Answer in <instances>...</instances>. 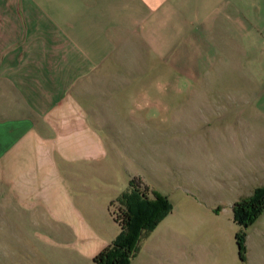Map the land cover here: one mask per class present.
<instances>
[{"label": "crops", "instance_id": "obj_1", "mask_svg": "<svg viewBox=\"0 0 264 264\" xmlns=\"http://www.w3.org/2000/svg\"><path fill=\"white\" fill-rule=\"evenodd\" d=\"M161 107L200 113L235 192L264 185V0H0L4 223L107 245L93 194Z\"/></svg>", "mask_w": 264, "mask_h": 264}, {"label": "rangeland", "instance_id": "obj_2", "mask_svg": "<svg viewBox=\"0 0 264 264\" xmlns=\"http://www.w3.org/2000/svg\"><path fill=\"white\" fill-rule=\"evenodd\" d=\"M199 114L189 112L182 119L178 111L155 110L150 121L140 124L136 143L118 144L114 190L100 186L93 194L102 215L110 195L115 197L110 211L124 207L133 174L149 188L150 204L161 201L169 207L150 230H137L125 264H264V210L245 229L239 253L233 203L252 193L235 192L213 168L211 146L203 138L208 130L194 123ZM2 211L0 264H92L106 245L68 240L67 230L41 235L30 218L19 225L4 223Z\"/></svg>", "mask_w": 264, "mask_h": 264}, {"label": "trees", "instance_id": "obj_3", "mask_svg": "<svg viewBox=\"0 0 264 264\" xmlns=\"http://www.w3.org/2000/svg\"><path fill=\"white\" fill-rule=\"evenodd\" d=\"M128 200L124 207L110 211L117 224V235L92 257V264H125L131 249L137 241L135 236L139 228L150 230L158 219L169 212L167 204H150L149 188L138 177L128 180ZM264 209V185L254 189L252 194L233 203L234 221L240 226L236 236L237 250L243 253L245 229ZM135 243V244H134Z\"/></svg>", "mask_w": 264, "mask_h": 264}]
</instances>
